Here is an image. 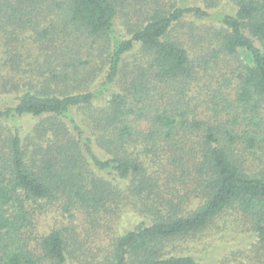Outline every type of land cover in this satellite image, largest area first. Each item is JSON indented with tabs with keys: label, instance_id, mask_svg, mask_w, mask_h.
Segmentation results:
<instances>
[{
	"label": "trees",
	"instance_id": "trees-1",
	"mask_svg": "<svg viewBox=\"0 0 264 264\" xmlns=\"http://www.w3.org/2000/svg\"><path fill=\"white\" fill-rule=\"evenodd\" d=\"M39 1L0 0L10 45L72 29L37 73L0 58V264H264V0Z\"/></svg>",
	"mask_w": 264,
	"mask_h": 264
},
{
	"label": "rangeland",
	"instance_id": "rangeland-1",
	"mask_svg": "<svg viewBox=\"0 0 264 264\" xmlns=\"http://www.w3.org/2000/svg\"><path fill=\"white\" fill-rule=\"evenodd\" d=\"M45 2L46 0L39 1V3H45ZM193 4H198V5L205 7L204 3H202V1L200 0H188V5H193ZM44 20L41 15H34L30 19L31 25L29 27L26 26V30H24L21 33L22 35L21 43L18 42L14 45H10V42H11L10 38L1 39L2 41L0 40L1 61L5 60L6 58V54L4 50L6 49L7 46L9 47V52L11 51L15 52V54L10 57V63H9L10 66L9 68L7 67L8 73L12 72V75L16 74V77L19 76L20 78V75H22L23 72L24 73L27 72L25 74L27 75L29 74L30 71L36 72V70L42 66L44 69L48 64L47 59L49 57L52 63H56V56L54 55L55 49L57 50L60 49V44H62V41L66 38L68 33L72 31V29H70L67 26V22L62 17V14H59V15L54 14L51 16L47 15L44 17ZM39 24H40V29H39ZM31 27H34L38 32L34 30H30ZM9 28L11 29V27ZM125 28H127V26L122 24L121 19H117L116 31L120 33H123V32L126 33ZM45 29L47 30V32H45L46 31ZM5 34H7V32ZM58 35H59V38L56 40V38L54 37ZM9 52L7 54V58H8ZM99 62H100V57H98L96 60L91 62V65L95 66ZM16 67L23 68V69H19V73H16L17 71L15 70ZM12 68L14 70H12ZM103 74L104 73H100L99 77L95 78V81H93L89 87L96 88L98 86L99 81H102L103 78L101 77H103ZM2 96H5V95H2ZM7 96H5L4 98L8 99ZM18 122L24 125V127H27L29 125H32L33 120H30L28 118H22V119H19ZM60 212L61 211L59 212L55 211V213L49 216V220L52 222L53 225L62 226V224H68V228L71 229L70 231L73 232V236L79 237L80 235H84L86 231L85 226L90 228V231L93 233L94 237L100 236L101 238V237L106 236V232H107L106 229L102 230V228H100L99 231H94L92 229V224L89 225L87 222H85L82 214L76 213L73 218H68V217L63 216V214H61ZM141 221H142L141 216L135 214L132 211L126 210L123 213L120 220L116 224L113 225L112 232L114 234H120L125 229H129L131 227L133 228L136 224L140 223ZM40 230L43 231V228L41 227ZM33 240L35 241L34 238ZM89 241L90 240H87L86 242H89ZM221 243L222 241H217V245L210 244L206 246L205 252L206 253L211 252L212 257L215 256L217 251L219 252L223 251V248L218 249L221 247V245L218 246V244H221ZM71 244L73 245V243ZM72 255L75 256V264H89L88 260H90L92 264L95 263L93 262L94 261L93 259L89 258L88 255L86 254L84 255L80 250L73 253ZM71 262H72V259H71Z\"/></svg>",
	"mask_w": 264,
	"mask_h": 264
}]
</instances>
